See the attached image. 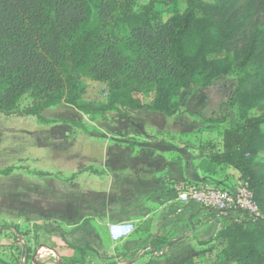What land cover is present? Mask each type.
Returning <instances> with one entry per match:
<instances>
[{
    "label": "trees",
    "instance_id": "1",
    "mask_svg": "<svg viewBox=\"0 0 264 264\" xmlns=\"http://www.w3.org/2000/svg\"><path fill=\"white\" fill-rule=\"evenodd\" d=\"M185 1L182 13L163 22L151 3L132 14L127 0H0V115L12 116L26 94L34 100L19 115L41 124L48 123L42 111L60 103L101 117L119 108L191 115L175 101L237 67L244 74L228 104L240 122L224 132L209 161L239 173L258 215L237 211L239 221L224 218L216 241L222 263L264 264V0ZM116 13L128 27L121 39L106 30ZM83 77L106 85L104 105L79 103ZM0 264L11 263L0 258Z\"/></svg>",
    "mask_w": 264,
    "mask_h": 264
},
{
    "label": "crops",
    "instance_id": "2",
    "mask_svg": "<svg viewBox=\"0 0 264 264\" xmlns=\"http://www.w3.org/2000/svg\"><path fill=\"white\" fill-rule=\"evenodd\" d=\"M191 105L186 110L191 114L199 113ZM145 112H130L127 117H106L97 123L102 135L100 140L86 137L104 146L105 163L100 167L92 164L91 178L86 175L84 178L87 181L106 179V190L102 193L106 206L100 213L91 211L76 221L63 217L26 221V224L38 226L36 235L40 240L32 264L43 257L47 258L46 262L43 260L45 264L55 261L59 264L58 259H63L66 264H75L76 259L83 260L81 264H236L216 262L214 255L220 251L216 237L226 225L224 218L235 221L240 218L234 213L218 214L194 203L182 202L170 186L184 181L235 193L243 185L239 173L209 161V151L202 149L203 141L210 136L203 118L189 114L168 118L161 114L145 115ZM153 116L155 120L175 122L180 129L168 130L158 124L155 131L137 127V118L153 120ZM74 123L83 125L84 122ZM185 125L193 130L186 132ZM87 128L84 127L86 131ZM143 136L162 142L170 139L171 145L161 149V144L144 142ZM112 150L131 157L147 156L157 168L149 176L141 177L139 183L129 184L121 173L123 171L112 165L115 159L107 154ZM96 195L98 193L93 196ZM44 222L60 225L59 229H43ZM114 225H127L131 229L114 241L109 234V228ZM22 227L18 221H2L0 235L10 233L18 237Z\"/></svg>",
    "mask_w": 264,
    "mask_h": 264
},
{
    "label": "rangeland",
    "instance_id": "3",
    "mask_svg": "<svg viewBox=\"0 0 264 264\" xmlns=\"http://www.w3.org/2000/svg\"><path fill=\"white\" fill-rule=\"evenodd\" d=\"M127 2L128 12L132 14H142L151 3L154 13L163 22L186 9L185 0H127ZM114 15L115 20H108L106 30L113 39L124 38L128 34V27L119 21L118 13ZM252 71V67L246 68V72ZM243 74V71L234 67L227 75L215 79L210 87L202 91L198 90L199 93L196 91L195 99L192 96L187 101L184 97L175 101L180 111L191 103V108L199 111L192 113L191 116L197 119L203 118L204 123L208 124L207 132L210 136L203 141L202 149L211 151L221 148L224 132L240 122L238 109L228 103L235 94L237 80ZM81 84L84 94L80 104L91 103L98 107L106 103L107 88L104 83L83 77ZM150 96L151 87H147L142 101L148 103ZM33 100L30 94H26L18 101L12 116L0 115V171L6 167L14 168L9 177L0 176V223L18 221L23 225L18 237L10 233L0 235V257L11 264H32V258L38 251V242H40L36 235L38 226L26 224V221L50 217H63L76 221L85 213L102 211L106 206L102 197V193L106 190L104 181L106 179L87 181L84 176L92 175V164L100 167L105 163V158L102 156L104 146L103 143L88 140L86 137L100 140L102 135L100 126L97 125L99 120L131 115L124 108L108 112L105 117L83 115L73 107L60 103L42 111V116L48 123L41 124L36 118L19 115L31 106ZM144 114L151 112L146 111ZM152 114L159 115V113ZM184 116L185 114L174 115L177 118ZM205 117L221 122H207ZM151 118L153 120L137 118V127L155 131L158 124L159 127L168 130L176 127L180 129L175 122H164L165 119L161 118L155 120L154 116ZM72 122L84 123L78 125L71 124ZM84 127H89L88 131ZM190 127L186 126L185 131L191 132L193 129ZM141 139L149 145L161 144V149L171 145L170 139L165 142L147 136ZM107 154L115 159L111 162L112 165L118 166V170L123 171L121 173L129 184L139 183L141 177L149 176L157 168V164L148 160L147 156L131 157L116 150ZM95 193L98 195L93 196ZM59 226L52 222H44L41 228L52 230L59 229ZM214 256L216 262L219 260L221 262L220 251ZM43 260L46 262L47 258L43 257L36 264H45ZM82 262L83 260L76 259L75 264ZM58 263L67 262L58 259Z\"/></svg>",
    "mask_w": 264,
    "mask_h": 264
},
{
    "label": "built area",
    "instance_id": "4",
    "mask_svg": "<svg viewBox=\"0 0 264 264\" xmlns=\"http://www.w3.org/2000/svg\"><path fill=\"white\" fill-rule=\"evenodd\" d=\"M170 190L185 203H194L201 208L218 214H230L237 211L258 215V209L253 201L252 193L243 183L235 193L219 187H206L191 182H175ZM131 226L114 225L109 228L112 240L116 241L126 235Z\"/></svg>",
    "mask_w": 264,
    "mask_h": 264
}]
</instances>
